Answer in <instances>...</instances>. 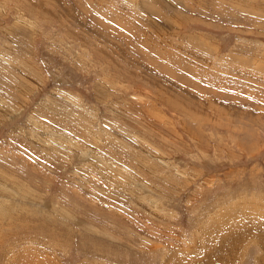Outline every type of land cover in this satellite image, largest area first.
<instances>
[{"label":"rangeland","instance_id":"374dc122","mask_svg":"<svg viewBox=\"0 0 264 264\" xmlns=\"http://www.w3.org/2000/svg\"><path fill=\"white\" fill-rule=\"evenodd\" d=\"M256 229L264 0H0V264H260Z\"/></svg>","mask_w":264,"mask_h":264},{"label":"bare ground","instance_id":"6f19581e","mask_svg":"<svg viewBox=\"0 0 264 264\" xmlns=\"http://www.w3.org/2000/svg\"><path fill=\"white\" fill-rule=\"evenodd\" d=\"M43 1H45V0H43ZM130 48V47H129ZM129 48H126L125 49V52H128L130 49ZM255 231V230H254ZM255 233H257V238H259L258 240V243L260 242V243H262L261 245V247H260V259H259V262H260V264H264V233L261 231V229H256V232ZM237 233L236 232H234V233H228V237H226L225 238V241L224 242H226L227 241V239L228 238H230V237H233V236H235ZM231 235V236H230ZM236 240H239V238L238 239H236ZM232 241H234V239L232 240ZM258 262V263H259Z\"/></svg>","mask_w":264,"mask_h":264}]
</instances>
